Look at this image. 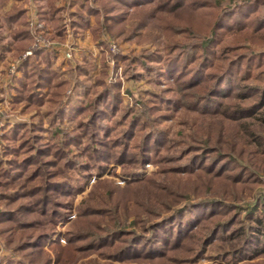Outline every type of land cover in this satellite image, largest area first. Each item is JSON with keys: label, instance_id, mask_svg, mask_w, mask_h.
Returning <instances> with one entry per match:
<instances>
[{"label": "rangeland", "instance_id": "374dc122", "mask_svg": "<svg viewBox=\"0 0 264 264\" xmlns=\"http://www.w3.org/2000/svg\"><path fill=\"white\" fill-rule=\"evenodd\" d=\"M242 1L245 0H188L187 4L193 2L192 5L166 11L159 10L158 0L144 6H130L123 19L122 35L114 36L102 25L103 0H64L56 15L58 27L55 25V28H62L61 35L64 37L53 39L47 24L38 15L42 0H0V61L4 68L0 72V154L8 144L3 132L12 115L17 116L18 124H26L28 128L42 121L43 129L39 132L42 141L60 144L64 134L79 130V121L87 118L84 110L90 99L101 91L103 85H110L114 75L120 80L121 101L114 113L103 118L113 130L111 138L125 130L134 117L139 120V125L132 132L130 152H138L135 146L141 145L146 132L155 130L162 136L159 141H153V160L143 167L137 161L124 164L110 162L98 174L94 167L81 172L64 167L61 172L56 169V162L51 163L48 170L51 175L56 174L54 170L57 171L56 180L67 179L72 184L79 180L81 185L68 197L67 215L52 225L47 216L20 210L19 216L25 226H17L11 220L0 222V264H264V254L234 263L230 252L237 247V238L230 239L228 233H218L197 256L200 240L214 224L209 218L193 227L191 234L194 237L181 248L176 249L177 243L171 247L163 245L166 251L163 258L115 257L113 253L117 242L101 248L85 247V242L96 237L94 234L99 229L113 227L115 223L118 228L146 240L153 232L152 224L173 210L212 199L219 200L222 205L238 207L232 213L237 216V224L232 228L238 224L243 227L252 225L246 217L247 211L264 196L262 110L242 117H235L231 111L224 115L211 110L212 103L207 106L195 104L192 96L208 97L214 81L222 78L230 60L264 52V33L252 39L251 27L218 32L216 40L221 37V41L213 47L215 54L203 57L205 62L213 65L205 71L203 82H207L206 85L201 84L202 81L190 83V74L186 71L197 60L192 48L209 35L219 12ZM249 4H255L254 12L249 14L247 10L243 14L245 9H242L230 22L244 23L247 16L264 14V0H250ZM16 9L22 10L23 23L8 20V14ZM77 12L86 16L88 27L72 26ZM32 13L43 24L45 37L53 42L44 49L32 48L34 38L29 21ZM20 28H26L31 37L25 49L17 47L21 39L14 37ZM131 31V35L126 37ZM29 48L33 50L32 54L20 60ZM37 50L47 51L58 79L69 82L62 96L67 108L62 121H54V114L47 113L48 95L39 108L24 112L21 110L23 102L14 106L16 79L22 74L20 65ZM66 50L71 52L69 58L65 57ZM19 60L15 72L9 73L10 66ZM40 62L44 64L43 60ZM241 66H245L244 61ZM243 76L240 80L239 73L237 77L231 75L234 80L232 85L224 81L221 83L224 95L215 97L214 101L223 105L217 109L225 110L253 102L252 96L244 97L247 89L243 93L239 92V88L231 89L239 85L249 86V90H253L251 87L254 86L264 87V61L261 66L244 70ZM100 77L104 80L103 84L97 82ZM26 133L27 136L31 134L29 129ZM85 142L83 138L80 145L68 146L70 160L83 164L90 162L84 151ZM192 148L199 149L197 153L211 151L203 154L199 161L200 165H209L207 171L205 167L195 171L184 168L175 171L174 168L187 164L192 158L195 153ZM44 170H47L45 165ZM125 171L132 173L124 175ZM237 171L243 177L237 184L231 182V177L213 176L216 172L234 174ZM31 182L37 181L33 179ZM18 189V181L1 179L0 209L8 206L6 202L9 198L6 197ZM18 202H23V199ZM230 214L217 215L215 220H229L233 218ZM43 231L49 232L42 248L18 249V245L30 243Z\"/></svg>", "mask_w": 264, "mask_h": 264}, {"label": "trees", "instance_id": "16d2710c", "mask_svg": "<svg viewBox=\"0 0 264 264\" xmlns=\"http://www.w3.org/2000/svg\"><path fill=\"white\" fill-rule=\"evenodd\" d=\"M103 1L102 16L104 19L102 25H104L114 36H121L124 30L123 19L130 6L148 5L147 3L152 0ZM187 3L188 0H158L157 6L160 8V11H166L179 9ZM192 3L193 2H190L187 5H192ZM249 3L250 0H245L239 4L223 8L211 27L209 35L205 36L192 48V51L195 53L194 59L197 60L195 64L186 68V71L190 74L188 76V81L190 83L202 81L201 84L206 85L205 83L207 82H203V79L205 78L204 75L206 69L211 64L205 62L203 57L208 58L215 54L213 47L221 41V37L218 38L219 40H216L215 35L218 32L227 33L251 27L250 35L252 39L255 38L256 35H262L264 33V14L249 18L247 16V20H243L244 23H240L237 20V22H230V19L238 13H241L240 11H242V9H245L243 14L247 10V13L249 14L254 12L255 4L251 5ZM193 6H195V3ZM165 7H168V9ZM22 19L23 13L21 9L12 10L8 14L9 21L23 23ZM238 23H240L239 26H237ZM87 24L88 19L86 16L77 12L75 19L72 21V26H74V28L84 29L88 27ZM131 33L132 31L128 33L126 37H129ZM14 37L16 39H21V42L17 44L19 49H25L31 40L26 28H20L17 30L14 33ZM39 57L44 61L43 65L40 64ZM243 61L245 62V66H241ZM263 61L264 52L254 55L251 54L247 57L239 56V58H236L235 60H230L229 65L221 75L222 78L216 79V82L214 81V84L211 87L212 90L209 91V96L206 98H196L195 96H192V99L195 104L203 103L207 106L209 103H212L213 107L211 110H216L224 115L227 111H231L235 117L251 115L261 109L264 120V87H251L253 90H249L248 88L250 87L245 85L232 87L231 90L239 88L240 93L245 92L247 89V94L244 97L252 96L254 98L252 100L253 102L246 104L245 106L238 104L235 108L227 107L228 109L220 110L217 108H219V106L221 108L223 104L214 101L215 97H221L224 95L223 90L220 89L223 81L232 85L234 80L231 75L237 77V73H239L241 80L244 78V70L246 71L248 68L249 71V69L251 70L254 67L261 66L263 65ZM179 67L180 66L178 65V68ZM211 67H213V65H211ZM20 69L22 74L16 79L15 88L17 94L14 100V106L23 102L21 110L24 112L32 108H39L45 97L48 95L49 105L47 113L54 114V116H52L54 121L57 119L62 121L67 114V108L64 105L62 96L69 82L65 79H58L59 75L52 69L51 59L47 51H35L33 56L22 61ZM102 81H104L102 77L97 79V82L103 84ZM120 101V80L117 75H114L111 84L103 85L101 91L98 92L94 98L90 99L87 108L84 110L87 113V118L83 121H79V130L64 134V140L61 141L60 144L46 143L42 141L39 134L43 129L42 121L38 124L30 125L29 128L26 124L15 123L3 132V137L8 144H6L0 154V182L1 179L18 181V187L20 190L18 189L13 194L6 197L9 198L6 202V205L8 206L0 209V222L11 220L15 221L17 226H25L23 225L24 220L19 216L20 210L22 212L26 211L39 215L42 214L41 217L47 216V219L52 225L67 215L66 210L68 209L69 204L66 202L68 201V197L77 191L81 185L78 183L79 180L76 184L70 183L67 179H64L63 181L56 180V177L58 176L57 171L54 170L56 174L51 175L52 172H49L48 170V166H51V163L56 162V169L59 168L61 172L64 167L78 170V172L94 167L93 169L100 174L110 162L124 164L129 161H137V163L143 167L146 163L153 160L151 153L153 141H159L162 137L155 130L146 132L143 135V142L141 145L139 147L135 146L138 152H135L134 154L130 152L133 143L132 132L134 128L139 125L137 117L129 120L127 128L122 130L117 137L111 138L113 130L105 124L103 118L114 113L117 110ZM228 106L230 105L228 104ZM205 111L209 112V110ZM27 129H29L31 133L29 136H27L28 134L26 133ZM58 132L59 130L56 131V133ZM83 138L86 139L84 151L90 159V162L85 164L70 160L67 153L69 145H80ZM198 150L199 149L192 148V151H195L192 158L187 164L174 168L175 171L183 168L185 170L195 171L203 169L204 167V170L207 171L209 165H200L199 161L203 154L211 151L201 150L200 153H197L196 151ZM8 156H10V158H5ZM138 158L139 160H137ZM44 160H48V162H44ZM102 163H104V165ZM44 165L47 167V170H44ZM242 167L243 166L240 168ZM132 171H125L123 173L124 175H130ZM216 173L217 174H214L213 176L231 177V182L233 184H237L238 181H241L243 178L240 177V171L234 172V174H228L226 172ZM86 177H83V179ZM33 179L37 182H31ZM136 181L141 180L136 179ZM12 186H15V184ZM20 199H23V202H18ZM222 204L223 203L219 200L212 199L211 201L194 204L191 207H179L173 210L169 215L161 218V220L156 221L155 224H152L153 232L146 240L139 235L128 232L124 228H118L115 223L113 224V227L107 226L106 228L99 229L98 232L94 234L96 237H92L85 242V244L87 243V246L85 247L90 248L91 245L95 248H101L112 246L117 242V249L113 253L115 257H130V259L163 258L165 257L166 252L163 245L171 247L174 243H177L176 249L181 248L184 243H187L186 241L188 239L194 237V235L191 234L193 227L198 222L209 218L214 224L208 230L207 234L200 240V247L196 254L197 256L202 253L205 245L210 240L216 238L218 233H228L230 239L237 238V247L230 252V258L234 263L240 260L252 259L263 255L264 196L257 201L256 205L251 206L247 211L246 217L252 223V225H249L248 227H243L238 224V226L232 228V225L237 224V216L232 215V213L234 210L237 211L238 207L235 205L233 206V204L232 206ZM259 212L261 214H259ZM225 213H231L230 215L233 218L226 221L215 220V218L218 217L217 215ZM48 232H40L30 243L25 242L22 245H18V249L27 250V248L30 247L42 248ZM9 264L18 263L11 262Z\"/></svg>", "mask_w": 264, "mask_h": 264}, {"label": "crops", "instance_id": "0c3cea01", "mask_svg": "<svg viewBox=\"0 0 264 264\" xmlns=\"http://www.w3.org/2000/svg\"><path fill=\"white\" fill-rule=\"evenodd\" d=\"M63 2L64 0H42V5L38 9V15L40 19L43 20L47 24L48 26L47 29L49 30V33L51 32L50 34L53 35L51 36V38L53 39H62L64 37L63 35H61V33H63L62 28H55V25L58 22L56 15H57L59 8L62 6ZM56 27L58 26L56 25ZM86 33L90 34L88 30H86ZM66 37L69 38V36L67 35ZM39 59L42 60L41 57H39ZM1 69H4V68H3L2 62L0 61V72H1ZM17 121H18V118L16 115L10 116L6 123L8 124L6 129H8L13 124L17 123Z\"/></svg>", "mask_w": 264, "mask_h": 264}, {"label": "built area", "instance_id": "2783aa9c", "mask_svg": "<svg viewBox=\"0 0 264 264\" xmlns=\"http://www.w3.org/2000/svg\"><path fill=\"white\" fill-rule=\"evenodd\" d=\"M29 21H30V27H32L33 30L32 31V36L34 38V43L32 45V48H43L46 46H49L50 43L53 44V42H51V40L47 39L45 37L46 31L43 29V24L41 22H39L36 17L35 14L33 15V13L31 14V16H29ZM44 34V35H43ZM111 47H115L113 44H111ZM32 49H27L23 54H22V59H24L26 56L31 55L32 54ZM71 56V52L70 51H65V57L69 58ZM19 61H16L13 65L10 66V72L9 73H14L15 72V68H16V64H18Z\"/></svg>", "mask_w": 264, "mask_h": 264}]
</instances>
